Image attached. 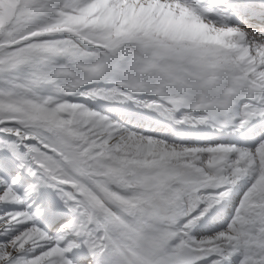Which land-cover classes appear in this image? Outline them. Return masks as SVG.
<instances>
[{
    "label": "snow or ice",
    "instance_id": "1",
    "mask_svg": "<svg viewBox=\"0 0 264 264\" xmlns=\"http://www.w3.org/2000/svg\"><path fill=\"white\" fill-rule=\"evenodd\" d=\"M0 264H264V0H0Z\"/></svg>",
    "mask_w": 264,
    "mask_h": 264
}]
</instances>
